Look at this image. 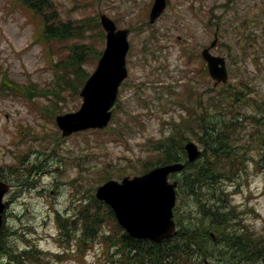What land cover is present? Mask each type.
I'll use <instances>...</instances> for the list:
<instances>
[{"label": "rangeland", "instance_id": "rangeland-1", "mask_svg": "<svg viewBox=\"0 0 264 264\" xmlns=\"http://www.w3.org/2000/svg\"><path fill=\"white\" fill-rule=\"evenodd\" d=\"M52 1L63 20L76 22L106 12L119 26H133L127 57L129 75L119 88L113 113L120 120L119 124L113 122L111 128L83 130L69 136H61L54 121L31 109L24 97L0 96V170L9 177H16H13V188L5 196L8 201L2 231L7 248L22 249L25 244L36 242L43 253L57 251L61 245L58 246L53 237L57 232L55 213L57 209L62 214L76 212L81 204L78 198L86 201L94 193L92 188L98 184L95 176H101L93 172L94 169L113 174L117 179L122 177L121 174L132 175L133 168L140 172L144 161L154 159L150 152L151 143L165 134L174 133L166 120L172 116L179 119V113L182 115L177 121V138L183 135V124L194 126L195 120L186 118V109L173 100L177 91H182L180 99L190 110L199 113V107L204 104L215 114L221 113L213 105V100L221 97L218 89L224 87L245 93L240 101L242 109L236 106L227 113L232 117H243L239 132H235L241 134L239 139H244L246 153L242 154L249 157L259 152L256 144H260L264 130V124L259 123L263 113H258L254 104H260L264 109V0H169L162 15L143 28L139 23L147 19L152 0ZM6 2L0 0V77L6 74L24 84L32 78L38 88H52L54 75L47 64L49 52L42 42L33 40V25L27 22L26 14L17 5L8 10ZM84 32L78 37L68 36L63 41L54 39V45L60 48L54 47L50 53L52 60L57 61L60 53L63 56L68 54L73 43L92 44L98 49L100 35L92 23ZM153 32L159 38L155 45L153 42L149 44L155 54L149 50L141 52ZM214 32L218 41L212 52L225 56L229 72L227 84H232V88L224 84L215 87L213 81L204 76L205 63L199 51L213 39ZM189 51L190 58L187 59L185 54ZM93 56L91 53L84 57V67L90 68ZM186 85L195 91L191 100L184 89ZM67 89L63 93L64 102L60 103L61 113L74 110L81 103L80 95ZM32 92L35 102L50 104L46 101L48 98L39 95L37 90ZM199 114H206V110ZM252 114L259 119L251 118ZM21 125L31 127L30 135L24 139L16 135ZM113 128L117 129L112 134ZM196 130L194 134L190 130L186 133L190 138H198L199 126ZM196 143L202 147L199 141ZM18 150L24 154L21 162L14 156ZM57 166L60 167L58 170ZM223 184H227L231 193L229 198L237 206L236 210L242 212L239 218L251 226V234L260 236L264 231L263 173L256 171L251 163L247 174L243 172L234 181ZM81 193L87 197H81ZM190 203L189 208L195 209ZM183 204L184 199L180 201V215ZM107 221L106 231L113 227L111 221ZM68 242L66 237L60 251H69ZM102 246L96 242L88 250V258L96 259ZM109 247L113 251L116 245ZM42 256L40 253L34 264H78L70 258L57 261L52 255L45 260ZM218 258L220 261L214 257L213 264L226 262ZM233 264L242 263L235 261Z\"/></svg>", "mask_w": 264, "mask_h": 264}, {"label": "trees", "instance_id": "trees-1", "mask_svg": "<svg viewBox=\"0 0 264 264\" xmlns=\"http://www.w3.org/2000/svg\"><path fill=\"white\" fill-rule=\"evenodd\" d=\"M39 15L38 18L45 21L46 12L44 7H40V0H21ZM55 10L52 18H55ZM53 26L46 27L45 33L50 37L53 34ZM58 31L62 33L78 30L72 26H57ZM74 54L76 52L74 51ZM70 65L79 66L77 55L73 56ZM72 69V68H71ZM66 72V68L64 69ZM87 72H83L81 76H75L70 80V75L65 76V81H72L69 87L72 91L78 92ZM64 80V79H63ZM36 83L21 84L20 82L7 77L4 74L0 78V91H18L24 94H31V91L54 97L50 100V104H44L43 117L48 119L54 117L59 110L57 100L63 97L66 90L53 88L45 91L36 86ZM61 87V86H60ZM54 90V91H52ZM221 97L215 98L213 105L216 110H221L220 114L208 112L200 116L191 115L189 120H195V125L199 126L201 139L204 143V150L200 158L190 162L186 170L187 172L181 177L182 189L192 195L195 214H189L186 220L179 221V228L174 237L166 239L159 243H153L146 239H135L128 237L124 232L120 235V241L123 247L129 248L126 254H122L119 264H202L203 257L213 260L214 257L220 261L218 256L226 262L224 264H233L240 261L242 264H250L256 261L258 264L264 262V233L260 236L251 234L247 227L240 228L235 220V209L225 197V187L221 185V181L226 178H233L238 171L244 167L243 159L238 156L240 151L239 141L235 132L242 122L233 119L228 110L233 107H240L241 99L244 97L242 92L225 89L220 93ZM249 104V99H246ZM255 107L260 104H254ZM58 109V110H57ZM215 114V115H213ZM228 118V119H226ZM260 138V163L264 164V131ZM175 138H165L162 143V158L165 161L182 159L184 157L183 138L174 140ZM235 140V146H230ZM244 158V157H243ZM264 166V165H263ZM240 172V171H239ZM1 176V174H0ZM221 187V191H217L215 184ZM99 204H101L99 202ZM98 208V207H97ZM106 211L112 215L111 210L107 207ZM100 212L88 213L84 217L85 229L88 232L87 237L96 235L95 228L102 225L99 221ZM246 228V230H245ZM78 229V228H76ZM210 231L214 233V238L210 235ZM92 233V234H90ZM10 256L20 258L23 251L19 253L16 249H9ZM126 255V256H125ZM125 257V258H124Z\"/></svg>", "mask_w": 264, "mask_h": 264}, {"label": "water", "instance_id": "water-1", "mask_svg": "<svg viewBox=\"0 0 264 264\" xmlns=\"http://www.w3.org/2000/svg\"><path fill=\"white\" fill-rule=\"evenodd\" d=\"M165 0H155L150 12L153 21L163 10ZM101 21L107 30L106 48L94 73L83 86L81 108L72 113L57 116V123L63 134L88 127H103L107 124L118 85L126 76L125 54L128 48L127 29H116L114 22L106 15ZM209 73L216 81H225L227 72L224 59L211 55L208 49L203 51ZM190 160L199 155L196 145L188 142L185 145ZM181 163H173L154 168L142 176L132 179L125 177L121 183L109 180L99 186L98 198L104 199L113 206L120 223L133 236H145L160 240L170 236L174 228L171 219V208L174 203V183L166 181L168 172L178 170ZM8 184L0 180V225L5 202L3 194Z\"/></svg>", "mask_w": 264, "mask_h": 264}]
</instances>
